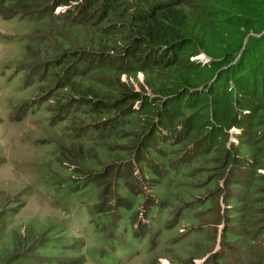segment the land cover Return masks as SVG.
<instances>
[{"label": "trees", "instance_id": "16d2710c", "mask_svg": "<svg viewBox=\"0 0 264 264\" xmlns=\"http://www.w3.org/2000/svg\"><path fill=\"white\" fill-rule=\"evenodd\" d=\"M58 10L61 11L57 13ZM0 16L19 18L26 26L46 29L53 35L56 42L53 49L34 47L33 41L25 44L27 58L38 59L28 61L27 86L39 84L41 95L24 104L27 107L24 116L31 107L45 103L48 124L70 122L65 125L67 131H80L78 136L71 137L89 141V145L66 147L59 137L55 143L68 158L66 162L89 164L85 173L88 180L105 183L96 195L114 197L107 202L111 206L102 209L104 213L112 212V205L116 208L123 205L121 189L136 186L140 188L138 193L148 197L142 207L146 209L143 218L147 219L151 213L147 206L155 203L154 196L158 199L153 188L160 184L159 179L168 176L170 168L179 171L183 165L192 169L198 163L215 164V153L223 151L221 169L216 170L215 164L211 168L214 176L209 177L218 184L216 196H221L219 182L223 177L226 189L231 185L240 192L239 196H226V201L234 200L236 204L227 209L229 215H237L234 221L239 228L231 225L233 215L226 218L230 234L211 264H230L227 250L237 246L248 253L261 247V255L253 252L250 262L255 264L262 259L260 264H264V243L257 246L254 241L258 238H251L253 232L247 225L252 217H258L261 221L251 227L255 229L261 223L264 232V174L259 172L264 169V0H0ZM80 30H87L90 35L92 31L101 48L97 49V44L83 47L88 41L79 44L82 48L73 47L65 34ZM32 36L33 40L43 38L39 34ZM56 47L61 48V54H56ZM200 54L207 55L210 63L203 66L202 62L192 60ZM140 72L147 78L144 88L149 91L136 92L133 86L121 81L123 75L131 78ZM201 86L202 90L189 91ZM53 88L66 89V93L50 97ZM153 118L157 122L149 124L147 120ZM205 127L211 128L208 133L212 135V144L223 136L226 138L234 127L242 132L238 136L241 143L233 151H227L222 144L220 148L209 144L210 148L200 149L198 163L187 161L184 153L188 140ZM184 128L186 132H181ZM173 130L181 131L174 135L170 132ZM72 149L79 155L69 152ZM174 156L178 159L171 161ZM209 157L213 160L207 161ZM102 159L110 164L104 169ZM242 162L250 163L249 176L231 184L229 179ZM137 166L142 180L134 175ZM203 171L200 165L186 175L194 178ZM197 187L190 184L186 192L175 193L178 196L189 193L187 197H179L181 207L192 205L196 193L191 192ZM170 194L174 193L165 196ZM16 199H9L7 208L4 199L0 201V264L34 261L32 249L28 252L25 244L28 228L23 234L21 226L13 227L9 221L13 211L8 209L9 204ZM196 200L198 206L208 203L201 195ZM210 202L208 209L214 216L216 206L213 200ZM255 211L261 217L252 216ZM213 223L207 224V228H212ZM241 227L246 229L245 236L236 233ZM232 235L238 239L233 241ZM207 251L208 248L183 261L179 256L171 258L166 254L156 256L154 261L160 264L159 260L166 258L172 264H178L175 259L193 264L195 258Z\"/></svg>", "mask_w": 264, "mask_h": 264}, {"label": "rangeland", "instance_id": "374dc122", "mask_svg": "<svg viewBox=\"0 0 264 264\" xmlns=\"http://www.w3.org/2000/svg\"><path fill=\"white\" fill-rule=\"evenodd\" d=\"M59 12L60 10L57 11ZM19 20L15 17L6 19L0 16V201L4 199L3 205L7 208L8 200L17 197L9 204L8 209L13 210L9 221L13 227L21 226L23 234L28 228L25 244L28 246V252L32 249L31 252L34 255L32 256L34 261L30 264H156L154 261L156 256L165 254L171 258L179 256L183 261L203 253L207 248L208 251L204 256L195 258L193 264H211L213 256L219 254L223 243L227 241L226 237L230 234L226 218L233 215L231 225L236 226V230L239 228L234 221L237 215L234 213L229 215L227 209L234 208L236 204L234 200L226 201V196H239L240 192L233 190L231 185L228 186L229 189H226L227 181L223 177L219 182L221 193L218 194L221 196H216L217 192L214 193L218 184L215 178L209 175L214 176L211 168L215 164H217L216 170L221 169L223 151L215 153L214 162H217L215 164H199L196 161L200 149L210 148V145L220 148L222 144L227 151L228 149L233 151L234 147H238L241 143L238 138L242 133L241 130L232 128L228 131L226 138L223 136L214 144L211 143L212 135L208 133L211 130L210 127L195 131L186 144L187 151L184 157L187 161L192 160L198 163H194L195 167L201 165L204 171L192 178L186 174L195 167L191 169V167H184L189 165H183L179 171L170 168L168 176L159 179L160 184L153 188L158 199L154 196L155 203L147 206V211L151 210V213L146 216L147 219L143 218L146 209L142 207L147 203L148 197L146 194L138 193L140 188L136 186L121 189L119 193L123 195L121 196L124 200L123 205L118 208L112 205V212L104 213L102 209L111 206L107 202L114 197L102 198L96 195L97 190L105 186V183L102 180H88L85 173L89 170V164H80V161H77L71 165L70 162H66L68 158H65L58 142L55 143L59 137L62 138L66 147L78 143L89 145V141L71 137L78 136L80 131L75 129L67 131L66 126L70 125V122L58 125L48 124V114L44 111L45 103L41 107L38 105L31 107L27 116H24L27 110L24 104H28L41 95L39 84L27 86L29 75L27 65L30 64L28 61L36 62L38 59L27 58L24 54L25 44L33 41L31 44L34 47L49 46L53 49L56 42L48 30H34L32 25L26 26ZM33 34L42 35L43 38L33 40ZM65 37L76 48L85 41L88 43L83 44V47H93L97 44L96 48H101L100 41L93 38L92 31L91 35L87 30L74 31L66 33ZM55 52L61 54V48L56 47ZM192 60L202 62L203 66L211 61L205 54L195 56ZM19 68L21 69L18 71ZM59 78L60 76L57 75L56 84L59 83ZM121 81L133 86L134 91L140 92L145 89L147 78L140 72L131 78L123 75ZM53 84L54 82L51 85ZM203 86L198 89L190 88L189 91L202 90ZM54 88L50 92V97L66 93V89L54 91ZM153 121L156 123L157 119L147 120L149 124ZM186 130L187 128L183 131L170 132L175 135L179 131L186 132ZM55 135L57 137H54ZM207 135H209L208 140ZM69 152L79 155L75 149ZM90 159L89 156V161ZM177 159L178 157L174 156L171 161ZM206 160H213V158L209 157ZM133 162H135L134 159ZM96 163L99 162L96 161ZM100 164L103 169L105 165H110L105 159L100 160ZM249 167L250 163L242 162L229 179L231 184L238 182L239 178L244 181L249 176ZM133 172L134 175L139 176L138 166ZM259 172L264 174V169H260ZM99 173L102 174L103 170ZM139 179L143 178L139 176ZM190 184L198 186L195 192H191L196 193L193 195L195 201H192L189 208L181 207L183 202L178 200L179 197H187L189 193L185 196H178L175 193L186 192L187 185ZM168 193L174 194L165 196ZM200 195L207 198L208 203L198 206L196 199ZM211 200L214 201L217 210L213 211L214 216L208 209L209 205H212ZM104 202L106 203L103 204ZM252 216L261 217L256 211L255 214L252 213ZM140 219L143 220L142 224L139 223ZM216 220L218 222H215ZM251 221L247 223L253 232L251 238L257 237L258 240L254 242L259 246L264 243V232L260 229L262 224L259 223L260 225L255 229L251 226L260 222L261 219L252 217ZM212 223L213 227L207 228V224ZM145 224H149V227ZM236 233L243 236L247 234L246 229L242 227ZM40 237L42 239H39ZM236 237L232 235L230 239L234 241L238 239ZM261 249V247L256 248L253 252L256 255L259 252L261 255ZM174 250H178L183 257L176 251L177 254H174ZM227 251H229L227 256H229L230 264H251L250 257L253 252L248 253L244 248L237 246L234 248L236 253L234 257L233 248ZM238 257L241 258L238 259ZM222 259L223 257L220 260ZM159 261L160 264H172L166 258ZM175 262L183 264L176 259ZM260 263L262 259L255 264Z\"/></svg>", "mask_w": 264, "mask_h": 264}, {"label": "clouds", "instance_id": "9594fccd", "mask_svg": "<svg viewBox=\"0 0 264 264\" xmlns=\"http://www.w3.org/2000/svg\"><path fill=\"white\" fill-rule=\"evenodd\" d=\"M61 11V10H60ZM261 173V172H260ZM233 251H234V248H233ZM235 252V251H234Z\"/></svg>", "mask_w": 264, "mask_h": 264}]
</instances>
